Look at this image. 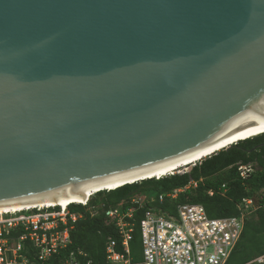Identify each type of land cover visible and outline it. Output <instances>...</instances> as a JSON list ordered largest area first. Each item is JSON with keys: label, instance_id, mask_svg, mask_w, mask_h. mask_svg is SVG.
<instances>
[{"label": "water", "instance_id": "95a60500", "mask_svg": "<svg viewBox=\"0 0 264 264\" xmlns=\"http://www.w3.org/2000/svg\"><path fill=\"white\" fill-rule=\"evenodd\" d=\"M255 117L264 0H0V202L145 180Z\"/></svg>", "mask_w": 264, "mask_h": 264}, {"label": "built area", "instance_id": "2783aa9c", "mask_svg": "<svg viewBox=\"0 0 264 264\" xmlns=\"http://www.w3.org/2000/svg\"><path fill=\"white\" fill-rule=\"evenodd\" d=\"M252 165L239 166L242 179L252 173ZM175 194L171 198H175ZM146 198H143V201ZM162 201V197L159 198ZM140 199L132 203H139ZM135 208L126 211L110 209L106 217L115 219L118 240L109 239L105 258L109 264H226L238 243L245 222L261 211L264 229V189L257 199L246 198L238 205L236 216L209 218L201 205L178 206L176 213L148 210L140 220V255L134 258L130 248L135 221ZM81 217L67 208L55 206L30 208L13 213H0V264H32L23 253L30 243L36 259L45 262L70 244L69 231ZM70 223L72 225H70ZM17 234L13 236L12 234ZM119 248V249H118ZM78 256L86 258V254ZM73 254L60 264H93L81 262ZM264 264V254L252 261Z\"/></svg>", "mask_w": 264, "mask_h": 264}, {"label": "trees", "instance_id": "16d2710c", "mask_svg": "<svg viewBox=\"0 0 264 264\" xmlns=\"http://www.w3.org/2000/svg\"><path fill=\"white\" fill-rule=\"evenodd\" d=\"M246 165H252L253 170L246 179H242L238 167ZM188 168L187 171L160 179H146L111 191H99L90 198L86 206L70 205L69 212L80 213L82 217L73 225L70 223L73 229L69 232L70 244L66 249L44 263L36 260V253L29 242L24 244L23 253L34 264H60L69 254L77 257L79 253L87 255L86 258L78 256L81 262L89 259L93 264H109L105 258L107 243L109 239H120L115 219H108L105 215L109 209L126 211L131 206L136 209L133 214L135 227L130 242L132 254L140 247V220L143 213L151 208L174 212L178 205L200 204L210 218L235 216L243 199H257L264 189V134L238 141ZM191 182L195 187H188ZM178 190L182 191L174 199L170 198ZM135 197H146V200L141 205H131V200ZM160 197L162 201L159 200ZM261 232L264 235L261 211L258 210L245 222L241 238L233 252L246 239L255 243ZM16 234L14 232L12 235ZM261 254L264 252L257 248L255 258Z\"/></svg>", "mask_w": 264, "mask_h": 264}, {"label": "bare ground", "instance_id": "6f19581e", "mask_svg": "<svg viewBox=\"0 0 264 264\" xmlns=\"http://www.w3.org/2000/svg\"><path fill=\"white\" fill-rule=\"evenodd\" d=\"M263 133H264V117H255L252 119V121L247 126L244 132L237 133L228 139L227 138L222 139L215 146L212 153L206 154L204 157L198 160L187 162L183 164V166L181 167H187L188 165H192L193 163H196L199 160L204 159L208 157L209 155H212L215 152L228 148L229 146L235 144L238 141H243L244 139L246 140V139L258 136L259 134L261 135ZM179 168H173L167 165L164 168L159 169L158 171L154 173H151L149 177H146L145 179H149V178L158 179L162 176L172 173L173 170L179 169ZM136 181H140V180H134L129 183H134ZM85 186L86 184L68 186L66 187L68 189H66L63 192H61L60 190L54 191V192L50 191L42 195L41 198L31 197V198H28L27 201H24V202H22L23 200H18V201L10 200L6 202H0V213L1 212L13 213V212H18V211H22V210L30 209V208H42V207H50V206H60L62 208H66V206H68L71 203L84 204L89 200L91 196H93L99 190L98 187H95L93 190H90V189L85 190ZM118 187H120V185L116 184V186H109L108 188H106V190H113Z\"/></svg>", "mask_w": 264, "mask_h": 264}, {"label": "rangeland", "instance_id": "374dc122", "mask_svg": "<svg viewBox=\"0 0 264 264\" xmlns=\"http://www.w3.org/2000/svg\"><path fill=\"white\" fill-rule=\"evenodd\" d=\"M188 169L189 168L182 167L173 171L183 172L187 171ZM257 248L259 251L264 252V235L262 232L258 235V239H255V243H253L251 239H246L240 242L227 264H255L252 261L255 258V252ZM133 254H135L134 258L136 259L137 255H140V247Z\"/></svg>", "mask_w": 264, "mask_h": 264}, {"label": "clouds", "instance_id": "9594fccd", "mask_svg": "<svg viewBox=\"0 0 264 264\" xmlns=\"http://www.w3.org/2000/svg\"><path fill=\"white\" fill-rule=\"evenodd\" d=\"M264 134V133H263ZM262 135V134H261ZM259 136V135H258ZM255 137H257V136H255ZM252 138H254V137H252ZM249 139H251V138H249ZM216 153V152H215ZM214 154V153H213ZM210 156V155H209ZM195 163H193L192 165H188L187 167H185V168H188V167H191V166H193ZM174 173H181V172H175V171H173L172 173H170V174H167V175H172V174H174ZM167 175H165V176H167ZM162 177H164V176H162ZM162 177H160V178H162ZM160 178H158V179H160ZM150 179H152V178H150ZM154 179H156V178H154ZM146 180V179H145ZM142 181V180H141ZM137 182H140V181H137ZM134 183H136V182H134ZM131 184H133V183H131ZM126 185V184H125ZM123 186V185H122ZM195 187V184L194 183H190L189 184V186L188 187ZM121 187V186H120ZM188 187H186V188H188ZM119 188V187H118ZM114 190V189H113ZM102 191H104V190H102ZM105 191H111V190H105ZM179 191H182V190H178V191H175L176 192V195H177V193L179 192ZM99 192V191H98ZM175 192L173 193V194H175ZM96 194V193H95ZM94 194V195H95ZM173 194H171V195H173ZM93 195V196H94ZM171 195H170V198H171ZM93 196H91L90 198H92ZM176 197V196H175ZM90 198H89V200L86 202V203H84V204H81V203H71V204H69L68 206H66V208L68 209V207L70 206V205H78V204H80V205H82V206H86L88 203H89V201H90ZM143 198H146V197H135L134 199H132L131 200V205H136V206H138V205H141L142 204V202H143ZM137 199H140V202L139 203H136V204H133L132 203V201L133 200H137ZM172 199H174V198H172ZM183 205H186V204H183ZM196 205H200V204H196ZM178 206H182V205H178ZM177 206V207H178ZM202 206V205H201ZM56 207V209L57 210H60L61 209V207L60 206H55ZM131 207H133V206H131ZM176 207V208H177ZM203 207V206H202ZM134 208V207H133ZM176 208L174 209V212H170V211H166L165 210V212H169L170 214H174V213H176ZM204 208V207H203ZM205 209V208H204ZM110 210V209H109ZM149 210H151V211H159V210H162V209H159V208H151V209H149ZM69 211V210H68ZM108 211V210H107ZM123 211V210H122ZM136 211V210H135ZM148 211V210H147ZM162 211H164V210H162ZM206 211V210H205ZM146 212V211H145ZM144 212V213H145ZM239 213V212H238ZM77 214H80V213H77ZM206 214H207V212H206ZM81 215V214H80ZM105 215H106V212H105ZM238 215V214H237ZM208 216V215H207ZM236 216V215H235ZM81 217H82V215H81ZM80 217V218H81ZM209 217V216H208ZM227 217H230V216H227ZM252 217V216H251ZM79 218V219H80ZM108 218V217H107ZM210 218V217H209ZM221 218V217H220ZM108 219H110V218H108ZM139 225H140V223H139ZM73 229V228H72ZM71 229V230H72ZM70 232V231H69ZM70 237V236H69ZM241 238V237H240ZM70 239V238H69ZM240 240V239H239ZM63 251V250H62ZM36 253V252H35ZM59 254H60V252H59ZM58 254V255H59ZM262 255V254H261ZM55 256H57V255H55ZM27 257V256H26ZM54 257V256H53ZM52 257V258H53ZM52 258H50V259H52ZM29 259V258H28ZM50 259H48V260H50ZM37 260V259H36ZM29 261H30V259H29ZM38 261V260H37ZM31 262V261H30ZM38 262H41V261H38ZM46 262V261H45ZM32 264H34L33 262H31ZM44 263V262H43ZM60 263H62V262H60Z\"/></svg>", "mask_w": 264, "mask_h": 264}]
</instances>
